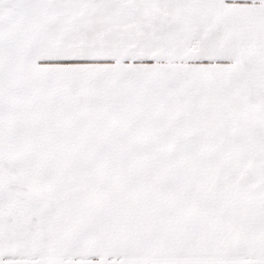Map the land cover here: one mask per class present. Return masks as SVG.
I'll list each match as a JSON object with an SVG mask.
<instances>
[{"label": "snow or ice", "instance_id": "snow-or-ice-1", "mask_svg": "<svg viewBox=\"0 0 264 264\" xmlns=\"http://www.w3.org/2000/svg\"><path fill=\"white\" fill-rule=\"evenodd\" d=\"M0 264H264V0H0Z\"/></svg>", "mask_w": 264, "mask_h": 264}]
</instances>
